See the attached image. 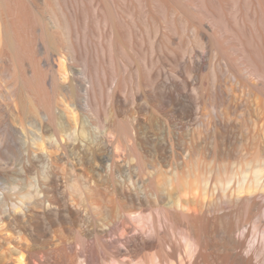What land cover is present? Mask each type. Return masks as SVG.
I'll list each match as a JSON object with an SVG mask.
<instances>
[{
    "label": "bare ground",
    "instance_id": "bare-ground-1",
    "mask_svg": "<svg viewBox=\"0 0 264 264\" xmlns=\"http://www.w3.org/2000/svg\"><path fill=\"white\" fill-rule=\"evenodd\" d=\"M0 132V264H264V0H0Z\"/></svg>",
    "mask_w": 264,
    "mask_h": 264
},
{
    "label": "rangeland",
    "instance_id": "rangeland-1",
    "mask_svg": "<svg viewBox=\"0 0 264 264\" xmlns=\"http://www.w3.org/2000/svg\"><path fill=\"white\" fill-rule=\"evenodd\" d=\"M0 135H1V132H0ZM121 161V159H119Z\"/></svg>",
    "mask_w": 264,
    "mask_h": 264
}]
</instances>
